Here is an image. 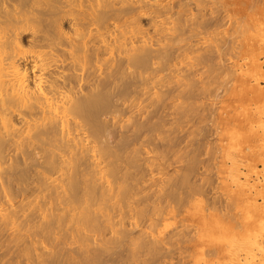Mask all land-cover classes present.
<instances>
[{
    "label": "rangeland",
    "instance_id": "1",
    "mask_svg": "<svg viewBox=\"0 0 264 264\" xmlns=\"http://www.w3.org/2000/svg\"><path fill=\"white\" fill-rule=\"evenodd\" d=\"M197 1L168 20L163 60L113 74L91 169L116 226L79 218L82 168L30 166L13 147L0 172V264H264V100L241 87L264 91L250 75L264 71V0Z\"/></svg>",
    "mask_w": 264,
    "mask_h": 264
},
{
    "label": "bare ground",
    "instance_id": "2",
    "mask_svg": "<svg viewBox=\"0 0 264 264\" xmlns=\"http://www.w3.org/2000/svg\"><path fill=\"white\" fill-rule=\"evenodd\" d=\"M197 3L200 10L203 1ZM191 4V0L177 4L170 0H0V172L11 158L5 153L13 147L24 151L22 161L30 166L51 170L66 166L76 173L82 168L87 190L79 218L81 214L95 225L103 217L105 227H115L109 203L98 200L97 204L98 175L91 169L101 163V138L109 125L103 115H108L119 85H113V74L124 63L134 68L163 60L164 53L155 45L173 38L177 27L169 26L170 17L191 11ZM145 19L148 25L143 24ZM250 75L256 81L264 78L259 63ZM243 83L245 92L251 90L254 99L264 100L263 90ZM39 153L46 155H41L44 159ZM0 193L8 195L1 176ZM6 204L7 200L0 202V211ZM72 216L75 221L76 214Z\"/></svg>",
    "mask_w": 264,
    "mask_h": 264
}]
</instances>
